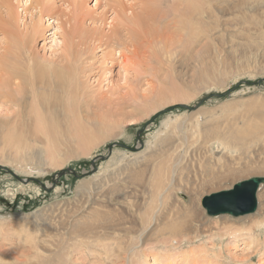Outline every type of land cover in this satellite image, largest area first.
I'll list each match as a JSON object with an SVG mask.
<instances>
[{
    "label": "rangeland",
    "instance_id": "rangeland-1",
    "mask_svg": "<svg viewBox=\"0 0 264 264\" xmlns=\"http://www.w3.org/2000/svg\"><path fill=\"white\" fill-rule=\"evenodd\" d=\"M2 1L0 0V2ZM13 1V10L15 14L20 16L19 19L8 12L10 10L7 4L0 3V60L4 61V57L8 56L13 60H21L23 67L28 66L25 62L28 61L34 65V70L44 72L43 63L38 58L41 56L42 61L61 59L63 52L61 49L59 52L54 49L51 35L55 33L56 39L62 41V33L58 30L56 34V30L51 29V35H38L33 42V47L38 53V55L36 54L37 61L27 57L24 59V54L14 44L10 31L14 30L29 37L31 18L26 14L28 11L25 12V0ZM185 1L182 0L181 3L176 1L172 5L175 6L178 3L182 10H185L189 7L188 1L186 3ZM212 2L216 8L215 18L212 20V24L215 26L214 46L205 54L204 49L210 40L205 33L206 36L202 35L200 37V42L195 46L194 54L188 60L176 62L175 60L178 59L177 53V55L175 54L176 58L172 57L170 63L164 65L163 69L158 66L157 62H153L151 65L142 64L135 55L129 52H127V57H130V61L128 60L127 63L122 62L112 68L110 67L111 64L106 66L101 63L102 57L107 51L106 46L100 47L98 40L90 37V35L87 37L85 33L88 30H95L94 28H97L96 30L99 33L110 31V25L113 24L110 22L117 18L118 14L107 0H98L97 2L96 0H86V18L83 27L80 28L71 27V24L75 23L77 18L69 13L71 6L68 1L51 0L49 5L53 9L49 11L47 7L42 9L41 22L43 25L48 24L47 19L52 16L51 20L56 21L54 24H60L63 20L66 21L67 29L65 31L72 30L70 38L64 39V47H69L68 49L72 47L73 50H79V48L94 50L86 55L90 60L86 59L87 63L89 62L87 64L89 70L85 72L83 80L90 91L101 99L103 98L102 105L104 108L102 105L100 109L94 108L98 109L95 110L96 112L101 111L97 115L102 125H98V128H91L89 122L82 118L83 126L90 131L83 139L86 142L79 139L77 140L78 143L75 142L74 147L67 148V145L64 144V137L59 135L58 144L50 142L47 148L43 149L39 143H33L31 148L27 150L25 146L18 144L20 141L23 143V139L18 137L26 136L25 132H29L30 129L21 131V129L14 127L16 122L21 124L20 121L16 120L18 117L14 112L15 109H18V105L15 103L16 100L12 97L4 98L0 96L1 256L7 257L9 261L12 260L10 261L12 264L35 263L36 259L33 254L36 249L33 244L35 243L34 240H40V248L50 253L44 255H47V258L51 255L50 262L54 261L56 264L126 263L124 259H122L124 262H121L120 258H115L113 252L106 251L101 245L97 244V241L91 240V237L85 236L88 234L86 230L98 225L100 220H93L85 228L80 229V231L84 230L86 234L71 233L74 220L80 218V214L86 213L91 208L93 210V207L103 209L99 205L103 202L109 203L114 208L118 201V194L116 191L113 192L112 189V185L115 184H106L101 187V182L97 179L92 184L94 186L92 191H84L79 188L82 180L101 173V167L111 161L112 156L115 157V160L109 166L110 170L107 167V174L114 173L109 176H112L110 181L115 179L117 169L114 168V171L112 167L117 168L114 163L121 157L119 154L123 155L127 151L124 155L128 157L127 159H130H126L125 162L135 161L133 154L136 152L141 153L146 149L148 139L150 140L153 133L161 128L164 119L169 115L172 119H175L177 114L183 116L201 112L203 116L209 117L215 123H222V127L226 130L232 124L231 129L234 131H244L245 127L253 130L256 124H260L264 120V3L246 4L244 0H213ZM126 4H129V6L132 4L135 11L140 9L139 0H129ZM33 5H37L36 8H33ZM33 5L31 10L36 17H39L41 5L40 3L38 5L35 1H33ZM63 12L69 13L73 18L71 17L69 21L70 17L63 16ZM9 20L15 22L13 26L5 22ZM7 25L10 26L7 29L8 31L6 30ZM61 30L63 31V29ZM187 36L186 34L184 40H187V43L190 44L192 37ZM179 48L181 51L184 49L183 47ZM203 52L205 59L202 58L201 63L194 64L192 58L195 59V54H202ZM85 63L84 65L87 66ZM90 63L91 65H89ZM36 74L39 73L36 72ZM46 76L47 74L44 77ZM36 87L43 90L42 86L38 85ZM21 92L24 93L22 87ZM27 94L28 100L21 102L23 108L25 107L27 111L32 106L36 110L39 108L37 113L46 118L50 124H54L53 126L57 130L66 131V125L73 127L80 121L79 119L82 116L86 117V113L83 112L84 115H79L81 110L77 101L74 105H71L76 108L72 112L70 108L68 110V94H58L57 92L53 95L47 91L38 98L30 95V91ZM81 100L83 101L79 97V105L82 102ZM161 105L163 110H160ZM165 105L166 107H164ZM153 110L157 112L147 113ZM69 113L70 118H64ZM25 118L28 117L25 116ZM55 119H58L59 126H56ZM49 132L52 137L57 139L55 129L52 128ZM78 133V131H73L70 134L68 133L67 136H74ZM43 134L41 133L40 136H43ZM39 149L46 152L48 160L59 165L54 169L43 172L44 174H29L28 169L37 167L34 164L40 161V157L37 155ZM117 151L122 153L119 152L118 155H115ZM261 152L263 155L259 159L260 162L264 160V150ZM33 153L35 157L32 156ZM253 157H251L250 162L252 163L250 165L253 164L257 167L259 161L254 160ZM11 159H15L20 168H15L6 162ZM247 161L249 162V160ZM69 168H73L75 171H69ZM63 169L68 170L58 175ZM105 173L100 178L104 177ZM253 176L264 177V171L262 173H248L238 177L234 184L239 180H246ZM23 179H29V181L23 182ZM21 185H25L27 188H19ZM56 187H59L58 190ZM8 189H10V193ZM212 192L203 195L200 199L199 213H203L201 216H206L215 223L217 222L214 228L220 227L224 232L229 228L238 230L244 227V235L249 233L250 228L245 229L252 226L248 223V218L254 219L258 210L249 215L235 216L229 213L211 215L203 206V198ZM180 198L186 202L190 200L189 195L182 192ZM94 201L99 204H94ZM77 215L79 216L77 217ZM226 219L229 222L222 224L221 222ZM203 229L207 230L208 227L203 226ZM195 230L197 231L196 228ZM81 236H83L82 242H79L78 239ZM155 237L144 241L142 247L131 255L130 264H179V260L177 262L173 261L174 255L187 249H204L210 253L209 257L211 258L213 256L217 257L216 252H218L220 254L218 258L220 264H264V230L257 236L259 241L253 246L245 244L247 240L244 236L238 239L236 243L233 242L234 240L232 237L230 238V235H218L216 241H212L211 236L207 233L181 243H177L176 240L168 243H158ZM74 241L77 242L74 243ZM63 247L69 252H64ZM38 262L40 264L50 263L49 258L45 260L44 257H40ZM212 263L214 264V261Z\"/></svg>",
    "mask_w": 264,
    "mask_h": 264
},
{
    "label": "bare ground",
    "instance_id": "bare-ground-1",
    "mask_svg": "<svg viewBox=\"0 0 264 264\" xmlns=\"http://www.w3.org/2000/svg\"><path fill=\"white\" fill-rule=\"evenodd\" d=\"M33 1L41 5V14L39 17H36L35 13L31 10ZM50 1L51 0H25V12L28 11L26 14L31 18L29 22L31 28L29 33L30 36L19 34L14 30H11L10 33L16 47L23 52L24 59L27 57L28 59L37 61L36 56L38 53L33 47V42L36 37L44 34L45 36L51 35V29H55L56 34L57 31L60 30L63 36L62 41L56 39L55 33L51 36L54 49H56L57 52L61 49L63 52L61 59L42 61L40 56L38 59L43 63L44 69V72L40 71L41 73L38 70H34V65L28 61H25L28 66L25 65V67H23V62H21V60H13L8 56L4 57V61L0 60V96L4 98L12 97L16 100L15 103L18 105V109H15L14 112L18 117L16 120L20 121L21 124L16 122V126L14 127L19 130L21 129V131L30 129L29 132H25L26 136L18 137L23 139V143L20 141L18 144L25 146L27 150L31 148L33 143H39L40 147L43 149H46L50 142L58 144L59 135L64 137V144L67 145V148L74 147L76 144L75 142L79 139L83 140L86 138L85 136L89 131L83 126L82 118L89 122L88 124L91 125H89L91 128H98V125H102L97 115L101 111L96 112L95 110L98 109L94 108H101L103 98L101 99L96 96L94 92L90 91L86 82L83 80L85 72L89 70L87 65L89 62L87 63L86 61V59L89 60V58L86 55L92 53L94 50L91 51L88 48L73 50L72 47H70L71 50L68 49L69 47L63 46L64 39L70 38V33H72V30H69V32L65 31V29H67L65 24L66 21L61 20L60 24H54L56 21L51 20V16L47 19L48 24L43 25L41 22L42 9L45 7H47L48 11L53 9V7L49 5ZM66 1H68L71 6L69 8V13H72V15L77 18L75 23L71 24V27H83V22L86 18V0ZM97 1L98 0H96V2ZM127 1L129 0H107L109 5L118 14V17L110 22L113 24L110 25L109 32L99 33V31L96 30L97 28H94L95 30H88L87 33H85L86 31L84 30L87 37L90 35V37L100 42V47L103 45L106 46L107 51L104 53L101 60L103 65L107 66L111 64L110 67L112 68L116 64H121L122 62L127 63L128 60L130 61V57H127V52H129L135 55L142 64L151 65L153 62H157L158 66L163 69L164 65L169 64L172 57H175L177 53L178 59L175 60L176 62L188 60L189 57L194 54L195 46L200 42V37L205 35V33L207 37L210 38L209 44L204 49L205 54L214 46L215 26L212 24V20L215 18L216 8L215 5H213V0H186L188 1L189 7L185 10H182L178 3L175 6L172 5V3L176 1L181 3L182 0H139L140 9L138 11L134 10L132 4L130 6L129 4L127 5ZM244 1L246 4H254L257 2L260 4L264 3V0ZM13 2V0H3L0 3L7 4L10 10L8 12L15 17L17 16V19H19L20 16L15 14L13 10ZM36 6L33 5V8H36ZM69 13L63 12L62 15L69 16L70 21L73 16ZM172 17H174V19H172ZM5 22L11 24V26L15 23L12 20ZM9 28L10 26L7 25L6 30ZM61 29H63L64 32ZM186 34L188 35L187 37H192L190 44L187 43V40H184ZM27 44L29 45L27 46ZM179 47H183V51H181ZM204 52L202 54H195V59L191 57L192 62L194 64L201 63L202 58L205 59V55H203ZM84 63L87 66H85ZM129 64L127 65L130 66L131 64ZM89 65H91V63ZM25 69L28 70L25 71ZM36 72L39 74L37 75ZM46 74L47 76L44 77ZM38 85L42 86L43 90L36 87ZM21 87L24 93L21 92ZM28 91H30V95H34L36 98L40 97L41 94L47 93V91L51 92L53 95L57 92L58 94H68V110L70 108L72 112L76 107L71 105H74L77 101L81 110V114L79 113V115L82 116L84 115L83 113H86V117L80 116V121L78 120L79 122L73 127L66 125V131L62 129L57 130V128H54V124H50L46 118L41 117V114L37 113L39 108L36 110L32 106L28 109L29 111H27L25 107L23 108L21 102L28 100ZM79 97L84 101L81 100L82 102L80 105L78 102ZM164 107H166V105ZM160 110H163V106ZM153 112L154 110L147 113L151 114ZM202 114L201 112L183 116L177 114L175 119H172L170 115L167 116L161 128L153 133L150 140L148 139L147 147L145 146L146 149L141 153L136 152L133 154L135 156V161H128L126 163L125 161L128 157L124 154L127 153V151L123 155H120V151H117L115 155L119 154L121 157L114 163L117 165V168L114 166L112 167L113 169H117V171L114 169V171L117 172L115 173V179L110 181L112 176H109L114 173L111 172L112 174H107L109 166H111V163L115 160L113 156L110 158L111 161H108L107 164L101 167V173L94 174L89 178H84L79 184V188L84 191H92L94 189L92 184L95 183L94 181L97 179L101 182V187H104L106 184H115L112 185V189L113 192L116 191L118 194V201L114 208L107 202L99 204L97 201H94V204H99L103 209L93 207V210L91 208L86 213L80 214V218L76 220L73 219L74 223L71 228V233L81 235V233H84V230L80 231V229L85 228L88 223L93 220H100L98 225H94L88 228L90 230H86L88 234L85 236L88 238L91 237V240L94 242L97 241V244L101 245L106 251L113 252L115 258H120L121 262H124L122 260L124 259L126 261L124 264H130L131 255L142 247L144 241L155 236V240L158 243H168L174 240L178 241L177 243H181L186 240L189 241L194 237H199L203 233L209 234L212 241H216L218 235H230L234 243L244 236L247 240L245 244L249 246H253L259 241L257 236L264 230V182L259 184L260 188L256 193V209L250 213H246V215H249L258 210L254 219L248 218V223L252 224V226L245 228H250V232L246 235H244V227L238 230L229 228L226 232L220 227L214 228L217 222L215 223L206 216H201L203 213H199V210L200 199L203 195L215 190L219 191L212 192L211 194L230 189L238 177H242L248 173H262L264 171V160L261 162L259 161L263 155L261 151L264 150V120L260 124H256L253 130L245 127L244 131H234L231 129L232 124L231 127L226 130L222 127V123H215L212 119ZM89 115H91V117H89ZM25 116L28 118H25ZM64 118H70V113L66 114ZM57 120L58 119H55V123L57 124L56 126H59ZM52 128L55 129L57 133V139L52 137L49 132ZM71 130L74 132L78 131L79 133L74 136L70 135L69 138L67 135L73 132H71ZM41 133H44L43 136H40ZM83 141L86 142V140ZM34 153L32 154L33 157H35ZM37 155L40 157V161L34 164L37 167L28 169L29 174L43 173L59 165L48 160L46 152L42 149L38 150ZM251 157L259 161L257 167L253 166V164L250 165L252 163L250 162L252 159ZM247 160H249V162ZM6 162L15 168H20L19 163L15 159ZM104 172H106L104 177L100 178ZM238 182H240V180ZM234 186L232 188H234ZM19 188L25 189L27 187L21 185ZM58 188L59 187H56L57 190ZM9 191L10 189H8V192ZM181 192L189 195V202L180 198ZM206 196L203 198V201ZM78 216L79 215H77V217ZM227 222H229L228 219L221 223ZM203 226H207L208 229L204 230ZM82 237L83 236L78 239L79 242H82ZM34 242L35 243L32 244L35 246L36 251L34 250L33 257L36 259V262L30 263L40 264L38 262L40 257H44L45 260L49 258L50 262L51 255H49L48 258L47 255H44L50 253L40 248V240H34ZM76 242L77 241H74V243ZM64 249V252H69L66 248ZM216 255L217 257L213 256L211 258L209 257L210 253L204 249H187L183 252L176 253L173 261L177 262V260H179V264H213V261L214 264H220V260L218 259L220 254L216 252ZM10 261L7 257L5 258L0 255V264H12ZM48 264L56 263L52 261Z\"/></svg>",
    "mask_w": 264,
    "mask_h": 264
},
{
    "label": "water",
    "instance_id": "water-1",
    "mask_svg": "<svg viewBox=\"0 0 264 264\" xmlns=\"http://www.w3.org/2000/svg\"><path fill=\"white\" fill-rule=\"evenodd\" d=\"M67 170H61L58 175L67 172ZM69 171L74 172L75 170L69 168ZM22 181L28 182L29 180L23 179ZM261 182H264V177L262 176H254L247 180H242L235 184L234 188L206 196L203 205L211 215L229 213L238 216L250 213L257 207L256 193Z\"/></svg>",
    "mask_w": 264,
    "mask_h": 264
}]
</instances>
